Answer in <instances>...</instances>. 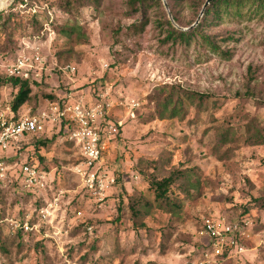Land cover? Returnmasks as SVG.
<instances>
[{
    "label": "rangeland",
    "instance_id": "374dc122",
    "mask_svg": "<svg viewBox=\"0 0 264 264\" xmlns=\"http://www.w3.org/2000/svg\"><path fill=\"white\" fill-rule=\"evenodd\" d=\"M67 1L0 0V73L20 54L46 60L42 84L18 114L11 109L18 88L0 89V117L44 108L52 101L45 94L55 102L105 95L124 103L113 111L124 125L106 166L115 183L100 203L84 191L77 149L56 124L21 150L0 152L8 168L0 180V264H264V209L255 203L264 198V145L245 142L250 121L264 128V10L251 14L247 3L241 14L205 22L208 0H166L175 24L162 0L138 3L137 12L129 0ZM144 18L139 31L133 25ZM198 20L228 58L201 36L166 40L167 21L181 30ZM68 66L76 72L63 71ZM170 87L210 99L200 112L186 104L185 118L160 120L156 101ZM26 162L46 173V188L28 194L20 175ZM178 169L192 172L176 181L181 208L169 213L155 202L149 178ZM139 197L151 206L135 220L130 203ZM223 218L244 227V253L214 255L201 235L207 219ZM27 221L32 231L22 229Z\"/></svg>",
    "mask_w": 264,
    "mask_h": 264
},
{
    "label": "built area",
    "instance_id": "2783aa9c",
    "mask_svg": "<svg viewBox=\"0 0 264 264\" xmlns=\"http://www.w3.org/2000/svg\"><path fill=\"white\" fill-rule=\"evenodd\" d=\"M46 60L40 53L20 54L15 61L4 65L8 77L30 81L31 84L41 82ZM65 72H76L74 66L63 69ZM48 101L44 108L36 112L28 110L16 116L2 114L0 117V152L6 153L10 149H22V142L26 135L42 136L47 132L48 124L59 125V134L64 133V139L76 147L79 163L74 171L80 177L82 187L96 202H103L108 191L113 187L115 178L108 173L107 163L112 143L120 135L124 121L113 119L116 106H124L101 95L100 99L86 100L81 97L74 102ZM8 169L4 162H0V180L5 177ZM22 182L27 192H37L46 188V173L27 162L20 169ZM22 229L33 230L29 222L22 225ZM244 227L232 224L226 219H207L203 225L201 235L209 241L214 255L228 256L244 253L245 247L241 240L246 236ZM249 236V235H248ZM247 236V237H248Z\"/></svg>",
    "mask_w": 264,
    "mask_h": 264
},
{
    "label": "trees",
    "instance_id": "16d2710c",
    "mask_svg": "<svg viewBox=\"0 0 264 264\" xmlns=\"http://www.w3.org/2000/svg\"><path fill=\"white\" fill-rule=\"evenodd\" d=\"M72 1L79 2L80 0H68L67 5H70ZM145 1L146 0H129L131 5L133 6L134 12L138 11V9L134 6L138 3L145 5ZM247 3H252L255 6V10H253L251 14H258L261 10H264V0H212L204 10L203 19L205 22L208 21V15H211L212 19H220L223 13L229 14L234 9L236 10L237 13L241 14V8L244 7ZM171 15L175 23L179 24L178 18L174 16V14ZM1 18L2 17L0 15V19ZM167 24H168V31H167L166 40H172L173 42H181L184 44H189L195 37L201 36L202 38H204V42L211 47V50H213L216 53H220L225 57L229 55L228 52L222 51L212 40V38H209L200 32V27L202 23H199L200 24V25L198 24L199 26L197 25L196 27L191 28L188 31H181L176 29L171 21H167ZM147 25H148V19L144 18L139 26H137L136 24L133 26L136 27L139 31H143ZM63 31L71 32L72 30L66 29ZM8 84L18 88L17 94L11 103L12 111L18 114L20 108H22L32 99L33 87L40 86L42 83L39 82V83L31 84L30 81H24V80L8 77L6 74L0 73V89ZM166 88L168 87H164L160 89L161 93H165ZM45 97L47 99H51L52 101L56 99L55 96L52 94H45ZM209 99H210V95L206 93L191 91L188 89H184L182 87H170V92L168 93V95L163 100L156 101L157 114L155 118H158L160 120L175 119L181 115L182 118H185L188 114L187 113L188 111L185 109L186 104L195 106L198 112H200L203 110L206 102ZM16 116L18 117L19 115ZM246 133L247 135L245 142L248 146L264 145V128L260 127L255 120L250 121L246 125ZM61 135L64 137L63 132H61ZM229 135H230V131L228 130L224 131L221 134L220 140L223 143H226L230 138ZM34 137H38V136L31 134L26 135L24 141L29 140L28 142H30V140ZM39 142L40 141H38V143ZM40 144H46V143L42 142ZM27 163L29 165L35 166V163H30V162ZM191 172L192 170L178 169L171 172L168 177L156 178L155 176H153L149 178L150 189L154 193L155 202H157L159 206L163 208L165 211L169 213H173L175 211L180 210L181 205L178 204L174 199L176 195L173 188L176 184V181L187 180L189 178L188 175ZM28 194H32V193H28ZM255 203L257 206L264 209V198L256 199ZM150 206L151 204L147 201H144L142 197L133 199L130 203V210L132 212L133 218L135 220H138L143 215L142 208L143 207L149 208ZM221 257L227 258L228 253L225 252Z\"/></svg>",
    "mask_w": 264,
    "mask_h": 264
},
{
    "label": "water",
    "instance_id": "95a60500",
    "mask_svg": "<svg viewBox=\"0 0 264 264\" xmlns=\"http://www.w3.org/2000/svg\"><path fill=\"white\" fill-rule=\"evenodd\" d=\"M162 1L164 2L165 8L167 9V11H168V13H169V17H170L171 21H173V22L175 23V21H174L172 15H171V13H170V11H169V7H168V5H167V3H166V0H162ZM211 1H212V0H208V1L206 2L205 6H204V10H205V8L207 7V5L210 4ZM204 10H203V12H202V15L204 14ZM199 20H200V19H199ZM199 20H198V21L196 22V24H194L191 28L196 27V26L199 24ZM175 24H176V23H175ZM191 28H189V29H181V30H182V31H188V30H190Z\"/></svg>",
    "mask_w": 264,
    "mask_h": 264
}]
</instances>
